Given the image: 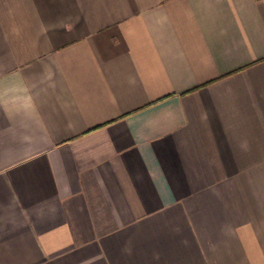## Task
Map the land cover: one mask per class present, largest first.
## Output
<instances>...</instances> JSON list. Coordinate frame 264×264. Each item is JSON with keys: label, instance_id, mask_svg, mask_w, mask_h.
Segmentation results:
<instances>
[{"label": "crops", "instance_id": "0c3cea01", "mask_svg": "<svg viewBox=\"0 0 264 264\" xmlns=\"http://www.w3.org/2000/svg\"><path fill=\"white\" fill-rule=\"evenodd\" d=\"M0 264H264V0H0Z\"/></svg>", "mask_w": 264, "mask_h": 264}]
</instances>
